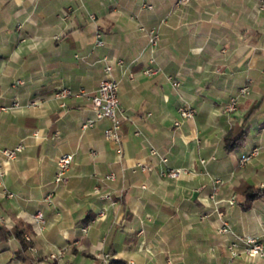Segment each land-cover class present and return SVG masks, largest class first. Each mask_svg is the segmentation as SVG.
Masks as SVG:
<instances>
[{"label":"crops","instance_id":"0c3cea01","mask_svg":"<svg viewBox=\"0 0 264 264\" xmlns=\"http://www.w3.org/2000/svg\"><path fill=\"white\" fill-rule=\"evenodd\" d=\"M263 1L179 7L176 0H0V104H21L0 112V150L25 146L3 163V183L14 197L0 185V228L27 227L33 263L63 248L60 263L46 264H101L102 254L125 264H264L228 250L236 236L264 239V195L249 209L242 205L248 187L264 192V153L240 165L242 154L264 145ZM152 29L160 34L155 48ZM97 31L104 46L96 45ZM105 56L124 62L112 74L125 118L119 143L105 138L109 120L82 129L95 117L87 96L67 99L65 107L54 98L61 87L94 92ZM149 66L157 74L143 75ZM245 85L249 96L226 113V102ZM184 105L195 108L193 119L181 116ZM247 118L245 145L228 151L224 137ZM66 153L74 161L67 182L56 186L57 160ZM161 155L168 166L194 173L161 178ZM141 163L153 170L143 172ZM215 179L223 182L216 196ZM223 221L234 235L221 233ZM1 240L0 264H21L19 240Z\"/></svg>","mask_w":264,"mask_h":264},{"label":"built area","instance_id":"2783aa9c","mask_svg":"<svg viewBox=\"0 0 264 264\" xmlns=\"http://www.w3.org/2000/svg\"><path fill=\"white\" fill-rule=\"evenodd\" d=\"M192 0H176L177 6H187L191 3ZM260 9L264 10V1L260 4ZM91 18L94 19V16L91 15ZM21 28V26H19ZM160 41V34L156 29H152L149 32V44L151 48H155ZM104 40L102 38V34L100 31L96 33V45L101 47L104 46ZM104 64V78L101 80L98 88L92 92L88 93L83 90L74 91L68 87H61L54 93V98L60 102L62 107L66 106L67 99L73 97H81L87 96L91 101L95 117L86 120L82 124V129L86 130L92 128L98 120H109L111 122L110 127L106 128L104 131V135L106 139L113 140L114 142H120V130L125 121V118L119 116V111L121 108L120 98H119V82L113 78L114 69L119 66H123L124 62L121 59L110 58L109 56H105L103 58ZM158 68L154 67H146L142 70V74L145 76H154L158 72ZM172 81L174 87H179L180 83L178 80H173V78H169ZM250 94V88L248 85H245L239 89L237 94L233 95L225 104L224 111L226 113H234L239 109V105L241 104V100L245 99ZM21 104L18 100H15L11 105L5 106L0 104V112H5L12 109L20 108ZM179 112L181 116L185 119H193L196 113L195 108L190 105H184L179 108ZM138 134V132H137ZM25 146L23 144H19L11 149H2L0 150V185L3 190L2 193L4 196L8 198H13L14 194L8 191L3 183V177L5 174L4 170V162H12L15 161L19 154L23 152ZM264 153V145H257L252 147L248 152L244 153L240 157V165L244 166L253 158L259 156ZM151 155L157 156L159 155L155 149L151 150ZM74 161V155L70 153H66L61 155L57 160V173L55 175L54 184L60 185L67 182V174L72 167ZM160 161L164 164V167L161 168L158 172L159 176L164 179L170 180H179L183 176L191 175L194 173L193 170L188 168H172L167 165L168 159L165 156H160ZM206 161L203 159L201 163L204 164ZM138 169L143 172H150L153 170V167L147 164H139L137 166ZM111 178H113L111 176ZM214 195L216 196L219 192V186L223 183L220 179H215L214 181ZM264 186V185H263ZM54 193L53 191L49 192L44 200L51 204L53 202ZM103 198H109L110 196H103ZM236 197L231 198L228 201L229 206L233 207L236 204ZM219 216L222 218L223 213L219 212ZM35 223L39 226L40 229H43L46 225V219L42 211H38L35 215ZM223 234L234 235L235 233L230 228L229 224L223 221V224L220 229ZM26 240L32 241L30 235H25ZM240 243L243 244V248L240 249ZM228 250L231 254L232 258L239 256H246L249 258L260 257L264 258V239H261L255 235H244L242 237L236 236V240H233L228 245ZM65 255V250L59 249L56 252H53L49 255L41 257L34 261L33 264H46L50 262L60 263L62 258ZM101 264H110L111 256L108 254H102L100 256ZM175 259L169 258L166 264H174Z\"/></svg>","mask_w":264,"mask_h":264},{"label":"trees","instance_id":"16d2710c","mask_svg":"<svg viewBox=\"0 0 264 264\" xmlns=\"http://www.w3.org/2000/svg\"><path fill=\"white\" fill-rule=\"evenodd\" d=\"M243 123L240 127V130L237 134L233 131L228 133L224 137L225 148L228 151L236 150L237 148L243 147L246 143L247 131H248V120ZM245 195V202L242 203L244 209H249L251 207V203L255 198L262 197L264 195L263 190H256L252 187H248L247 190L244 192ZM27 227L23 224L15 227L13 229H7L5 227L0 228L1 238L4 241L9 236L14 235L21 244V249L18 250L15 254V258L20 261L21 264H33V258L29 254L30 249L32 248V242L26 240L25 233ZM110 264H125L119 260H111Z\"/></svg>","mask_w":264,"mask_h":264}]
</instances>
